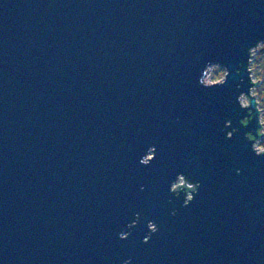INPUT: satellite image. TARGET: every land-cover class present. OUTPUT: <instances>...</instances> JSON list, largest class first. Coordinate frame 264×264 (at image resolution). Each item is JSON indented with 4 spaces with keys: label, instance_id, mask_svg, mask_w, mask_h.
<instances>
[{
    "label": "water",
    "instance_id": "water-1",
    "mask_svg": "<svg viewBox=\"0 0 264 264\" xmlns=\"http://www.w3.org/2000/svg\"><path fill=\"white\" fill-rule=\"evenodd\" d=\"M262 38L264 0H0V264H264L256 125L222 131ZM209 60L226 85H199Z\"/></svg>",
    "mask_w": 264,
    "mask_h": 264
},
{
    "label": "clouds",
    "instance_id": "clouds-1",
    "mask_svg": "<svg viewBox=\"0 0 264 264\" xmlns=\"http://www.w3.org/2000/svg\"><path fill=\"white\" fill-rule=\"evenodd\" d=\"M247 62L241 60L240 66L236 68L237 75L240 76V83L237 84L238 95L235 100L239 106L240 115L238 124H234L232 118L226 119L224 129L226 139H232L240 132L241 127L250 128L255 122V130H249L245 137L251 146V151L258 157H264V38L257 40L250 45L246 53ZM246 71L247 76L244 75ZM198 83L204 88L221 87L228 83L232 74V68L220 61H207L200 70ZM158 147L153 144L146 150L139 163L149 166L156 159ZM239 174L242 169H237ZM202 186V181H194L185 172H177L170 182L169 191L179 198L183 195V207H188L198 195ZM144 186H141L143 190ZM172 198H169L171 202ZM172 215H176V210H172ZM141 213L135 214L127 224V229L119 233L122 240L128 239L132 233L131 229L140 224ZM159 225L154 219L147 221V232L143 237L144 243H150L155 233L159 232ZM132 257L121 261V264H132Z\"/></svg>",
    "mask_w": 264,
    "mask_h": 264
}]
</instances>
